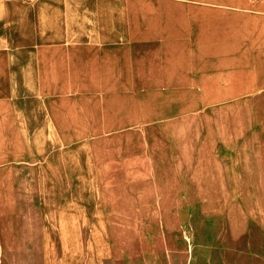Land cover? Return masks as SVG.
Here are the masks:
<instances>
[{"label": "crops", "instance_id": "0c3cea01", "mask_svg": "<svg viewBox=\"0 0 264 264\" xmlns=\"http://www.w3.org/2000/svg\"><path fill=\"white\" fill-rule=\"evenodd\" d=\"M37 1L0 0L4 206L16 185L27 187L28 171L41 191L44 143L65 135L85 143L109 206L123 205V190L136 203L160 191L158 203L182 206L184 190H215L219 205H238L242 191L264 189V0H128L134 23L125 40H39L51 51L42 60L50 69L34 75L27 101L25 81L13 80L26 77L25 58L10 51L26 46L20 26L27 13L35 17ZM59 49L67 65L58 66Z\"/></svg>", "mask_w": 264, "mask_h": 264}, {"label": "rangeland", "instance_id": "374dc122", "mask_svg": "<svg viewBox=\"0 0 264 264\" xmlns=\"http://www.w3.org/2000/svg\"><path fill=\"white\" fill-rule=\"evenodd\" d=\"M33 5L35 17L27 13L20 26L26 46L10 51L25 58L26 77L13 80L20 87L25 81L27 101L33 100L34 75L50 69L42 60L51 51L39 48V40L48 45L125 40L134 23L128 0H38ZM151 43L143 42V55ZM63 55L59 49L58 66L68 64ZM17 68L23 69V61ZM43 153L41 191L29 171V184L16 185L10 205L2 204L8 198L0 191V264H264V189L242 191L238 205H219L215 190H184L182 206L158 203L160 191H149L154 199L138 197L136 203L134 193L123 190L125 197L118 198L123 205L109 206L106 190L94 187L84 142L58 136L44 143ZM123 176L122 186L127 184ZM68 178L73 188L68 189ZM195 196L204 201L184 200Z\"/></svg>", "mask_w": 264, "mask_h": 264}]
</instances>
